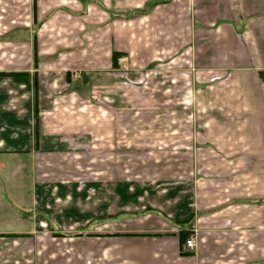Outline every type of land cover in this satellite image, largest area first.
Wrapping results in <instances>:
<instances>
[{
	"label": "crops",
	"instance_id": "obj_1",
	"mask_svg": "<svg viewBox=\"0 0 264 264\" xmlns=\"http://www.w3.org/2000/svg\"><path fill=\"white\" fill-rule=\"evenodd\" d=\"M30 1L6 0L22 14L6 18L10 30L0 33V74H22L0 75V264H264V0H32L31 10ZM63 5L86 6L87 34L95 29L103 44L49 62L37 42L34 65L29 17L53 35L46 31L61 29L64 10L54 11ZM69 23L58 36L75 33ZM95 48L112 71L121 59L150 68L189 55L182 76L141 79V93L165 102L167 116L178 100L189 117L166 130L156 119L151 132L177 133L167 136L177 151L165 172L129 181L125 167L109 175V160L105 174L104 157L98 172L94 159L79 161V149L92 153L103 140L95 134L102 128L88 126L82 138L73 118L96 90L119 111L129 96L128 76L97 85L88 72H63L82 60L93 66ZM112 53L122 54L117 68ZM104 126L117 148L129 147L122 120L116 131ZM68 223L86 231L57 232Z\"/></svg>",
	"mask_w": 264,
	"mask_h": 264
},
{
	"label": "rangeland",
	"instance_id": "obj_2",
	"mask_svg": "<svg viewBox=\"0 0 264 264\" xmlns=\"http://www.w3.org/2000/svg\"><path fill=\"white\" fill-rule=\"evenodd\" d=\"M18 2L22 3L23 0H17ZM6 0H0V33H4L7 30H10V27L7 28L4 26L6 18L11 16L13 13H15V17L21 16L22 14V6L19 4H15V6H9L6 5ZM32 0L30 1V10L32 7ZM75 9L72 10L71 6L63 5L55 6L54 13H57L58 10H64V13L60 12L58 13L59 19L61 22V25L64 26L72 20L73 22L69 23V26H71L75 33L67 34L64 36H58V31H63V28L61 26V29H59L57 26L55 28H52L51 31L49 29L46 31V33H55L53 35H49L44 37V31H40L38 28V23L33 22V17L31 14L30 20H31V28L34 33H32V42L34 41L35 45L38 42V47L42 48L46 47L50 50L51 54L48 55L46 58L47 61H55L58 59V57L63 56L67 53L73 52V54L69 58H74L75 54L77 52H80L78 54H81V52L86 53V49L88 46L93 45L95 47L100 46L103 44L101 35L94 29V35H88L87 29L85 27V19L82 18V16L86 15V6L81 5H74ZM40 7V6H39ZM12 8H15V12L12 11ZM31 13V11H30ZM69 14L75 15V19H70L72 17L69 16ZM41 23L44 22V20H39ZM60 24V23H59ZM98 26L95 28L97 29ZM62 40H64L63 43H60ZM49 52V53H50ZM104 55L103 51L92 50L91 58L95 59V62L93 66L89 65L87 63V60H82L80 63V67L77 69L74 68H64L62 69L63 72L66 70L72 71V75L79 76L80 73L88 72L89 74H93L94 80H96V84H110L112 83L111 80L113 78H120L124 76L130 77L131 81H128V84L126 86V89L129 91V96L127 97V104L125 108H121V111H119L120 103L116 101V104L113 106L106 103L105 99L102 98L101 94L95 91L94 95V101L93 105L87 107L86 103H80L79 107L82 109L83 107L86 109L81 110L77 113L76 117L73 118L74 121L79 122V125L76 126L78 129L79 136L84 138L85 134L80 133L81 130L86 129L88 126L93 128L94 126H97L98 128H102L101 132H96V135L101 134L103 136V140L97 143H93L95 147L93 150L94 152L91 153L90 148H88L87 145L84 146L83 149H79L80 156L79 161L82 163H85L88 159V162H90L92 159L95 160V168L96 172H98V168L101 166L99 164L102 163V157L105 159V167L104 172L107 173V166H106V160H109V175L110 176H119L120 171L123 172V169L125 167L127 178L129 181H135V179L141 178L142 176H146L149 174L153 175H159V173L165 172L166 164H167V158L169 156H172V153L177 150H173L168 148V145L166 142H168L167 136L168 135H177V133H173L172 131L166 132V133H157V132H151L152 130L157 129L156 128V119L160 118V127H163L164 130H166V124L172 125H181V124H189V117L186 119L184 116H182L180 113L182 112V102L175 100L174 102V116L169 113L167 116V113L165 112L166 108L162 106H166L165 102L162 101H156L151 96L148 95V93L144 92L141 93V79L145 78L147 76H158V75H165L168 71L173 70V75L175 76H182L183 74V67H186L188 65V60H190L189 55L186 54L182 56L181 54H176V56L173 59L179 58V60L183 61H177L171 62L167 65V61L165 59L161 60H155L152 63V66L150 68H139L136 67V65H132L134 67L130 68L127 67L124 63L123 59L119 60L122 65L119 66V70L112 71L109 68V65L104 64V60L102 56ZM80 60V58H77ZM92 62V60H89V63ZM161 66H157V65ZM155 66V67H154ZM169 67V68H168ZM159 72V73H158ZM75 80H78L77 78ZM97 81H99L97 83ZM147 82V81H145ZM145 84V83H144ZM179 94V89H176L175 95L177 96ZM81 97H86L88 94L81 93ZM81 101V100H80ZM61 108L63 109L62 102L58 103ZM187 103L185 104V106ZM124 106V102H123ZM120 112H122V115H120ZM109 115V117H104L101 119L102 115ZM90 117V118H89ZM85 118L87 120H85ZM122 120L123 126H126L127 132H128V145L129 147L126 148H117L116 143L111 138H106L107 136V127L104 126V123H110L112 122V129L116 131V128H119V121ZM87 121V124H84V122ZM84 124V125H83ZM139 127H143L146 129V131H143L142 138L139 136L138 133L134 132V130L140 129ZM170 130V129H169ZM77 133V134H78ZM137 135V136H136ZM187 135V134H186ZM135 136L139 139L135 141ZM86 141V139H84ZM184 140V139H181ZM137 143V149H134L135 145ZM182 145H184V142H180ZM179 144V145H181ZM131 146V147H130ZM85 150H89V153L87 154L84 152ZM83 152V153H81ZM108 157V159H107ZM126 163V164H125ZM80 166H84L83 164H80ZM182 171V168H180ZM82 175L85 174V171L81 172ZM79 227V225H71V223L66 224L64 229L61 231L60 234H64L66 236H81L84 234V231L86 229L83 228H76ZM54 234H57L56 232Z\"/></svg>",
	"mask_w": 264,
	"mask_h": 264
},
{
	"label": "trees",
	"instance_id": "obj_3",
	"mask_svg": "<svg viewBox=\"0 0 264 264\" xmlns=\"http://www.w3.org/2000/svg\"><path fill=\"white\" fill-rule=\"evenodd\" d=\"M33 12H34V15H35V7L33 6ZM122 57V54H118V53H112V57H111V60H112V68H117L118 67V59ZM32 59L34 61V65H35V62H36V45L34 43V41L32 42ZM0 75H22V74H7V73H4V74H0ZM69 74L67 73L66 74V77L68 78ZM66 78V79H67ZM189 222V220L187 221V223ZM180 241L181 242H184L185 241V235H182L180 234Z\"/></svg>",
	"mask_w": 264,
	"mask_h": 264
},
{
	"label": "built area",
	"instance_id": "obj_4",
	"mask_svg": "<svg viewBox=\"0 0 264 264\" xmlns=\"http://www.w3.org/2000/svg\"><path fill=\"white\" fill-rule=\"evenodd\" d=\"M195 244V239L193 237H189L185 240L184 247L185 248H193Z\"/></svg>",
	"mask_w": 264,
	"mask_h": 264
}]
</instances>
